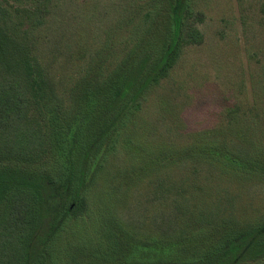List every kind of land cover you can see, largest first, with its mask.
Listing matches in <instances>:
<instances>
[{
	"label": "rangeland",
	"instance_id": "obj_1",
	"mask_svg": "<svg viewBox=\"0 0 264 264\" xmlns=\"http://www.w3.org/2000/svg\"><path fill=\"white\" fill-rule=\"evenodd\" d=\"M0 1L47 85L31 123L44 155L2 164L59 179L64 208L85 199L36 264H178L264 224V0H187L202 43L126 112L113 90L138 55L148 71L162 55L175 0Z\"/></svg>",
	"mask_w": 264,
	"mask_h": 264
},
{
	"label": "trees",
	"instance_id": "obj_2",
	"mask_svg": "<svg viewBox=\"0 0 264 264\" xmlns=\"http://www.w3.org/2000/svg\"><path fill=\"white\" fill-rule=\"evenodd\" d=\"M17 12L0 1V208L4 207L0 213V264H36L53 238L62 212L77 215L84 210L85 199L81 196L64 208L59 179L2 164L11 160L35 162L46 151L41 126L34 129L31 123H38L43 114L41 102L47 85L40 62L33 55L28 28H23ZM191 13L187 0L174 1L164 52L149 71V53L138 55L125 79L113 90L112 108L137 109L143 91L167 76L183 47L202 43L200 30L186 24ZM90 154L88 149L83 153L79 191ZM56 198L60 205L55 211L51 202ZM259 259H264V224L178 264H240Z\"/></svg>",
	"mask_w": 264,
	"mask_h": 264
}]
</instances>
